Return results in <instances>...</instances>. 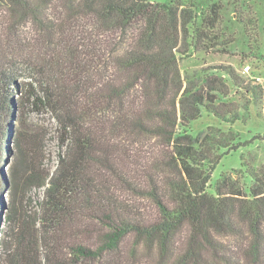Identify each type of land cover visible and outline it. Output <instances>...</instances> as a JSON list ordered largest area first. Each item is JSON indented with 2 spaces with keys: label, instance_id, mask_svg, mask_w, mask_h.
Segmentation results:
<instances>
[{
  "label": "trees",
  "instance_id": "1",
  "mask_svg": "<svg viewBox=\"0 0 264 264\" xmlns=\"http://www.w3.org/2000/svg\"><path fill=\"white\" fill-rule=\"evenodd\" d=\"M1 12L13 28L31 22L53 51L74 59L81 81L55 174H33L26 183L45 189V198L34 233L22 226L14 241L21 264H264V165H243L249 188L224 175L211 194L219 153L241 146L188 130L204 110L226 123L243 121L223 102L229 82L251 94L262 89L222 65L199 90L186 86L179 57L218 47L219 32L209 30L214 18L196 24L195 6L181 0H0ZM241 22L247 29L252 21ZM3 69L0 212L17 91ZM15 139L20 155L32 153L26 139Z\"/></svg>",
  "mask_w": 264,
  "mask_h": 264
},
{
  "label": "rangeland",
  "instance_id": "2",
  "mask_svg": "<svg viewBox=\"0 0 264 264\" xmlns=\"http://www.w3.org/2000/svg\"><path fill=\"white\" fill-rule=\"evenodd\" d=\"M173 1L155 0L160 4ZM181 1L195 6L196 24L200 25L202 19L214 18L215 25L209 30L219 32L214 42L218 47L210 49L206 45L201 51L192 50L187 56L179 57L186 86L199 90L207 76L216 74L214 68L222 65L232 66L243 81H256L262 88L251 94L229 82L231 94L223 102L237 108L243 121L226 123L204 110L202 117L188 129L200 140L209 135L233 138L236 142L230 144L241 146L237 151L219 153L225 156L213 173L209 193H215L217 182L224 175L238 179L249 188L252 182L243 165H264V0ZM248 20L252 22L245 29L241 21ZM11 23L10 17L1 12L0 64L16 80L17 91L12 97L14 109L7 121L11 135L7 141L9 154L3 166L7 184L3 191L5 205L0 212V263L21 264V257L14 253V241H18L22 226L30 225L34 233L36 216L45 198V189H29L26 183L33 174H55L68 145L65 118L77 112L80 106L81 81L75 60L53 51L31 22L15 28ZM28 91L34 95L29 97ZM215 94L211 95L212 100L222 103ZM17 135L27 140L30 155L19 154ZM154 143L155 140L149 142V149ZM14 185L18 186L17 190Z\"/></svg>",
  "mask_w": 264,
  "mask_h": 264
}]
</instances>
